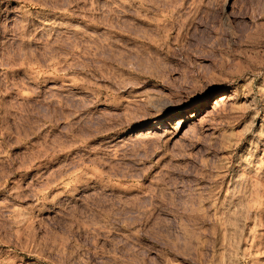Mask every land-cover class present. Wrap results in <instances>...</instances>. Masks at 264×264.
I'll return each instance as SVG.
<instances>
[{
	"label": "rangeland",
	"instance_id": "1",
	"mask_svg": "<svg viewBox=\"0 0 264 264\" xmlns=\"http://www.w3.org/2000/svg\"><path fill=\"white\" fill-rule=\"evenodd\" d=\"M0 264H264V0H0Z\"/></svg>",
	"mask_w": 264,
	"mask_h": 264
},
{
	"label": "bare ground",
	"instance_id": "2",
	"mask_svg": "<svg viewBox=\"0 0 264 264\" xmlns=\"http://www.w3.org/2000/svg\"><path fill=\"white\" fill-rule=\"evenodd\" d=\"M227 99H228L227 97H222V96H220V99H218L217 101H215L214 105H215V106H216V105H220V104L224 103ZM155 122H156V123L160 122V119H157ZM141 134H142V133H141Z\"/></svg>",
	"mask_w": 264,
	"mask_h": 264
}]
</instances>
